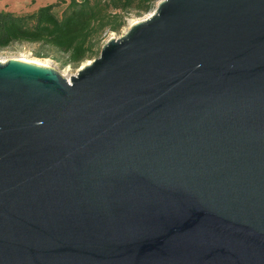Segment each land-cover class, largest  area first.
Segmentation results:
<instances>
[{
    "label": "water",
    "instance_id": "obj_1",
    "mask_svg": "<svg viewBox=\"0 0 264 264\" xmlns=\"http://www.w3.org/2000/svg\"><path fill=\"white\" fill-rule=\"evenodd\" d=\"M0 264H264V0H163L71 82L0 62Z\"/></svg>",
    "mask_w": 264,
    "mask_h": 264
},
{
    "label": "trees",
    "instance_id": "obj_2",
    "mask_svg": "<svg viewBox=\"0 0 264 264\" xmlns=\"http://www.w3.org/2000/svg\"><path fill=\"white\" fill-rule=\"evenodd\" d=\"M160 0H57L33 13L0 12V50L37 44L64 54L63 65L79 66L100 54L103 35L119 33L127 15L148 13ZM67 5L62 11L60 7ZM39 58H50L37 54Z\"/></svg>",
    "mask_w": 264,
    "mask_h": 264
},
{
    "label": "rangeland",
    "instance_id": "obj_3",
    "mask_svg": "<svg viewBox=\"0 0 264 264\" xmlns=\"http://www.w3.org/2000/svg\"><path fill=\"white\" fill-rule=\"evenodd\" d=\"M69 3V0H66ZM163 0L157 2L156 7L148 12V13H136L132 12L127 15V26L124 27L119 33L115 32H106L103 35L101 46H100V54L97 55L92 60H86L81 63L79 66L69 65L65 66L62 62H57V60L65 59L66 56L57 52L55 49L50 47H43L37 44H15L12 47L0 50V62L7 63L11 59H19L27 62H31L34 64L42 65L47 68L54 69L58 73H60L64 78H66L69 82L74 76L79 74V71L82 70L85 66L91 64L93 60L97 59L101 55V51L103 47L112 39H120L125 36L133 25L139 22H143L148 20L155 12ZM57 3V0H0V12H13L16 14H24V13H33L41 7L52 5ZM67 6V5H66ZM65 5L60 7L62 11L66 8ZM37 54L48 55L50 58H39Z\"/></svg>",
    "mask_w": 264,
    "mask_h": 264
}]
</instances>
